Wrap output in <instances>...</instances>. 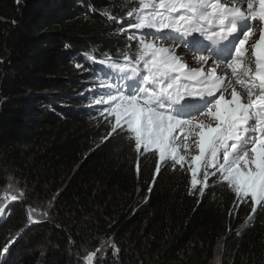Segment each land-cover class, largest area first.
I'll return each instance as SVG.
<instances>
[{
	"label": "trees",
	"instance_id": "trees-1",
	"mask_svg": "<svg viewBox=\"0 0 264 264\" xmlns=\"http://www.w3.org/2000/svg\"><path fill=\"white\" fill-rule=\"evenodd\" d=\"M125 4L138 5L0 0V170L24 199L52 200L38 223L23 203L0 205V264H83L109 239L121 251L97 264H213L219 242L221 264H264V210L242 227L250 209L226 185L190 195L179 167L153 182L157 156L138 155L126 130L102 143L109 126L88 90L107 69L88 54L115 59L136 43L103 14L126 16Z\"/></svg>",
	"mask_w": 264,
	"mask_h": 264
},
{
	"label": "snow or ice",
	"instance_id": "snow-or-ice-1",
	"mask_svg": "<svg viewBox=\"0 0 264 264\" xmlns=\"http://www.w3.org/2000/svg\"><path fill=\"white\" fill-rule=\"evenodd\" d=\"M135 3L138 6H121L127 9L126 16L103 14L121 25L119 32L127 41L136 43H127L115 59L105 55L97 60L88 54L93 63L107 69L99 90L95 86L88 90L93 98L89 107L104 116L109 126L102 143L126 130L138 155L152 151L157 156L153 182L163 168L179 167L182 173L191 174L190 195L204 197L224 184L234 194L236 205L247 204L250 209L242 227L254 226V216L264 210V0ZM257 25L259 39L246 48L250 35L257 34ZM168 41L181 51L207 52L208 56L194 55L201 67H191L176 47L164 46ZM246 52L254 58L255 69L246 61ZM177 129L189 130L183 136V149L189 152L194 145L196 155L181 154L173 136ZM140 171L138 161L137 173ZM24 197L23 189L18 194H2L9 201ZM4 211L0 207V213ZM33 213L49 215L46 209L29 206L30 223L39 222ZM105 243L112 256L121 251L109 239L89 251L84 264H97L98 254L106 251ZM8 252L9 247L4 246L3 253Z\"/></svg>",
	"mask_w": 264,
	"mask_h": 264
},
{
	"label": "rangeland",
	"instance_id": "rangeland-1",
	"mask_svg": "<svg viewBox=\"0 0 264 264\" xmlns=\"http://www.w3.org/2000/svg\"><path fill=\"white\" fill-rule=\"evenodd\" d=\"M255 32L257 33L256 35H250L249 40H248V42L246 43V46H245L246 48H247V44H251V43H253V42H255L256 40L259 39V35H258V33H259V26L258 25H257V27L255 29ZM147 39H152V37H148ZM164 46L165 47H176L177 54L180 55V56H182L184 58V60L191 67H201V65L197 64L196 61H195V59H193V56L194 55H196V56H199V55L207 56V52L193 53V52L188 51L186 49L183 50V51H181L180 47H177L171 41L165 42L164 43ZM245 56H246V61H251V67L253 69H255L254 58L253 57L250 58V55H249L248 52H246ZM210 63H211V61H210ZM217 63H219V62H217ZM228 71L230 72V70H228ZM218 74H221L219 72V70H218ZM102 79H104V78L94 80V82H92L89 90L90 89H93L94 86H95L96 90H99V84H100V81ZM90 103L93 104V98H92V100H91ZM103 118H104V116H103ZM206 122H209V123H211V124L214 125V121H211L210 118H206ZM186 131H189V130L188 129H185L184 131H181V130L177 129L173 133V136L176 137V143L178 145H180L179 150H180L181 154L188 155L189 152H190L191 155H196L197 152H198V150L194 147V145H193L192 148L189 149V152H185L184 149H183V143H184L183 136H184V133ZM189 142H191V138L189 139ZM19 189H21V188H20L19 184H17L16 178H14L12 175H8L5 171L3 172L2 170H0V205H3L4 206L6 203L19 202V203L25 204L26 211H27V208L29 206H31L32 208H35V209H38V210L39 209H46L49 212L50 209L48 208V205H49V202L52 203V200L51 201H31L29 199L26 200V199L22 198V199H20L18 201H9V200H5V199L2 198V194L5 191L8 192L9 195H12V194H18V190ZM33 216H34L35 219H37V218H40V219L45 218L44 216L39 215L38 213H33ZM105 241H108V240H105ZM220 244L221 243L219 242L218 245L216 246L213 264H221L220 263ZM104 247H105L106 251L104 253L98 254V256H97V261H99V262H104L106 260V258H110L112 256L111 249H110V247L108 246L107 243H105ZM93 250H95V249H93ZM93 250H83L81 253L78 254L79 260L84 264L83 257L89 251H93ZM101 255L104 256L103 259H100V256Z\"/></svg>",
	"mask_w": 264,
	"mask_h": 264
},
{
	"label": "bare ground",
	"instance_id": "bare-ground-1",
	"mask_svg": "<svg viewBox=\"0 0 264 264\" xmlns=\"http://www.w3.org/2000/svg\"><path fill=\"white\" fill-rule=\"evenodd\" d=\"M247 46H248V44H247ZM250 55V54H249ZM208 56V55H207ZM250 58H251V56H250Z\"/></svg>",
	"mask_w": 264,
	"mask_h": 264
}]
</instances>
